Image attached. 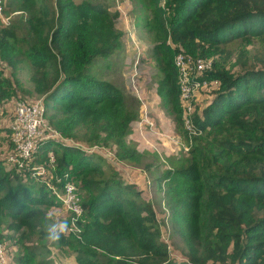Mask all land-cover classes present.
<instances>
[{
  "label": "trees",
  "instance_id": "obj_1",
  "mask_svg": "<svg viewBox=\"0 0 264 264\" xmlns=\"http://www.w3.org/2000/svg\"><path fill=\"white\" fill-rule=\"evenodd\" d=\"M148 1L153 7L148 26L162 35L155 46L166 59L161 79L175 95V119L180 124L173 49L166 37L184 48L180 51L185 54L221 58L212 60L211 68L199 76L217 84L203 107L193 105L189 117L194 141L186 156L153 180L154 190L172 199L180 225L190 230L201 219L202 251L188 260L170 259L153 228L151 201H141L140 189L115 170L107 173L110 165L103 166V154L84 147L112 141L117 160L135 164L140 159L136 148L125 142L128 122L136 116V99L91 70L96 58L115 51L120 33L109 40L93 38L89 28L94 18L113 31L112 21L103 4L87 0H52L53 16L42 36L32 29L38 21L34 13L27 18L19 15L14 24L0 17L3 60L11 62L18 54L35 75L51 71L38 91L48 124L64 138L39 141L32 157L16 167L6 160L12 150L9 128L0 131L5 132L0 135V152L3 142L9 148L0 154V227L11 231L0 238L14 239L17 234L21 241L27 233L44 234V207L60 206L47 183L58 185L56 178L66 173L80 194L83 220L79 237L67 234L58 244L77 242V264H264V53L257 58V66L232 71L225 65L222 50L223 45L240 39L264 37V0ZM8 11L1 6L3 15ZM16 29L25 33L15 35ZM10 87V78L0 69V99ZM203 135L208 138L206 144L201 142ZM48 152L54 157L52 166ZM39 164L45 172L32 174ZM42 251L43 247L26 248L15 260L34 264Z\"/></svg>",
  "mask_w": 264,
  "mask_h": 264
},
{
  "label": "rangeland",
  "instance_id": "obj_2",
  "mask_svg": "<svg viewBox=\"0 0 264 264\" xmlns=\"http://www.w3.org/2000/svg\"><path fill=\"white\" fill-rule=\"evenodd\" d=\"M1 0V6L9 11L0 17L14 24L19 17L35 14L38 20L32 29L37 30L42 36L46 33L47 21L51 17L52 0ZM82 0H74L80 2ZM103 4L109 13L112 21V29L105 21L94 18L91 21L89 32L93 38L110 39L115 32H119V39H116L117 48L114 52L105 57L96 58L91 63V70L104 80L115 84L120 90L136 99L135 118L128 122L129 131L125 136V142L132 145L140 153V159L135 164L119 161L115 158L114 152L117 146L110 141L107 145H98L103 154L107 173L115 170L125 180L134 183L140 189L141 201L150 200L155 215L153 228L156 230L158 242L166 247V255L173 260H188L191 254L202 251L201 235L203 226L201 219L196 221L191 229L187 230L180 225L179 211L173 206L172 199L154 190L153 180L161 172L177 165L179 158L186 156V150L194 140L193 132L185 128L175 119V95L171 93L167 82L161 78L166 72L163 64L165 57L163 50H158L156 44L161 39V32L149 27L152 4L148 0H87ZM162 2V1H161ZM45 6V7H44ZM44 7V9H43ZM113 14V15H112ZM53 16V15H52ZM19 36L25 30L16 29L13 32ZM166 43L173 49L171 60L176 51H185L178 43H172L166 37ZM223 55L226 56L225 65L232 71H237L243 66H257L260 53H264V37L260 40H237L228 45H223ZM178 48V49H176ZM200 55L199 53H195ZM209 61L221 59L216 54L199 56ZM0 69L3 75L10 78L11 86L7 96L0 99V131L9 128L12 118V108L18 99L33 101L42 97L38 91L41 85L45 86V79L51 75L48 69L43 76L35 75L33 67L22 64L19 55H13L11 62L3 60L0 53ZM214 86L207 82L204 88L197 90L192 96V104L195 108L203 107L211 98ZM135 102V101H134ZM178 104L179 99H178ZM194 106L192 107V109ZM188 140L184 139V134ZM9 134V132H8ZM1 136L5 132H0ZM200 134H196L197 138ZM203 144L208 143V138L201 137ZM84 144V143H82ZM9 148L4 142L0 154L8 151ZM97 148H95V152ZM49 153V152H48ZM47 153V154H48ZM49 177H51L49 175ZM49 177H47L49 179ZM170 198V199H169ZM45 212L58 213L63 216L61 206L56 204L44 207ZM189 213L183 217L186 220ZM43 229V227H42ZM0 234L9 235L11 231L0 227ZM21 241L17 234L14 239L1 237L5 244L6 253L9 257V264H17L16 258L22 255L26 248L43 247L45 251L40 252L33 259L34 264L41 261L44 264H77L74 260L77 254L78 244L73 241L70 245L49 244L44 239V234L27 233ZM7 239V240H5ZM95 252L100 249L91 247ZM210 262V261H208ZM33 264V263H32ZM209 264H220L210 262Z\"/></svg>",
  "mask_w": 264,
  "mask_h": 264
},
{
  "label": "built area",
  "instance_id": "obj_3",
  "mask_svg": "<svg viewBox=\"0 0 264 264\" xmlns=\"http://www.w3.org/2000/svg\"><path fill=\"white\" fill-rule=\"evenodd\" d=\"M162 1V0H161ZM1 11V4H0ZM173 63L176 69L178 98L182 108V120L186 129L191 130L190 115L193 111L192 96L197 90L204 88L207 82L217 84L216 80H200L199 76L211 68V61L177 51L173 56ZM9 137L12 150L6 154V160L10 165L22 167L32 157L37 143L43 139L57 138L64 140L60 132L52 128L44 116V105L42 98L33 101L18 99L12 108V118L9 124ZM89 150L100 152L98 145L84 146ZM54 157L48 153V163L52 166ZM34 173L43 174L44 166L39 164L35 167ZM62 178V180H61ZM58 185L47 183L55 201L60 203L63 217L69 222L70 231L68 234L79 237L81 221L83 220V207L81 197L73 180L67 178L64 173ZM75 221V223H73ZM0 264H9V257L6 253L5 244L0 239Z\"/></svg>",
  "mask_w": 264,
  "mask_h": 264
},
{
  "label": "clouds",
  "instance_id": "obj_4",
  "mask_svg": "<svg viewBox=\"0 0 264 264\" xmlns=\"http://www.w3.org/2000/svg\"><path fill=\"white\" fill-rule=\"evenodd\" d=\"M75 223V221H73ZM44 239L49 244H58L62 237L70 231L69 222L62 219L58 213L47 212L42 218Z\"/></svg>",
  "mask_w": 264,
  "mask_h": 264
}]
</instances>
